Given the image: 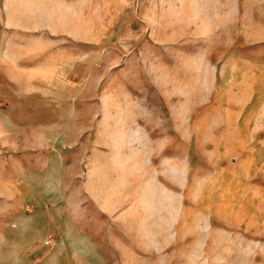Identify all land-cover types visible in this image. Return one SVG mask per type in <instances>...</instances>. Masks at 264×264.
<instances>
[{"label": "rangeland", "instance_id": "rangeland-1", "mask_svg": "<svg viewBox=\"0 0 264 264\" xmlns=\"http://www.w3.org/2000/svg\"><path fill=\"white\" fill-rule=\"evenodd\" d=\"M0 264H264V0H0Z\"/></svg>", "mask_w": 264, "mask_h": 264}]
</instances>
